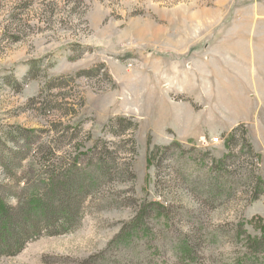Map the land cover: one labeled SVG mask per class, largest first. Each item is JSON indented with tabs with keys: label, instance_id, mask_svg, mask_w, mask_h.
Segmentation results:
<instances>
[{
	"label": "rangeland",
	"instance_id": "374dc122",
	"mask_svg": "<svg viewBox=\"0 0 264 264\" xmlns=\"http://www.w3.org/2000/svg\"><path fill=\"white\" fill-rule=\"evenodd\" d=\"M53 173L79 222L0 264L264 261V0H0V195Z\"/></svg>",
	"mask_w": 264,
	"mask_h": 264
},
{
	"label": "trees",
	"instance_id": "16d2710c",
	"mask_svg": "<svg viewBox=\"0 0 264 264\" xmlns=\"http://www.w3.org/2000/svg\"><path fill=\"white\" fill-rule=\"evenodd\" d=\"M137 128V123H134ZM235 128L226 136L229 142L234 137ZM246 142V140L244 139ZM248 147L252 146L248 144ZM79 184L70 182L66 176L50 174L43 191L33 189L23 201L19 200L16 206L6 203L0 195V255H10L20 251L27 242L41 235H55L73 229L80 218V201L78 198ZM137 217L134 219L136 221ZM247 244L262 247L264 255V238H250ZM237 260L231 264H264L263 260Z\"/></svg>",
	"mask_w": 264,
	"mask_h": 264
},
{
	"label": "built area",
	"instance_id": "2783aa9c",
	"mask_svg": "<svg viewBox=\"0 0 264 264\" xmlns=\"http://www.w3.org/2000/svg\"><path fill=\"white\" fill-rule=\"evenodd\" d=\"M202 142H203L204 145H207L208 143L216 144V143L220 142V137L213 136V138H210L208 141L204 139Z\"/></svg>",
	"mask_w": 264,
	"mask_h": 264
},
{
	"label": "crops",
	"instance_id": "0c3cea01",
	"mask_svg": "<svg viewBox=\"0 0 264 264\" xmlns=\"http://www.w3.org/2000/svg\"><path fill=\"white\" fill-rule=\"evenodd\" d=\"M229 128H231V127H229ZM211 133H213V132H211ZM250 133H251V131H250Z\"/></svg>",
	"mask_w": 264,
	"mask_h": 264
}]
</instances>
